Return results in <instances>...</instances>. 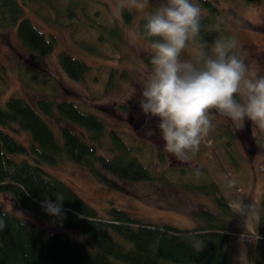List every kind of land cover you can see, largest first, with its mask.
I'll use <instances>...</instances> for the list:
<instances>
[{"label":"rangeland","instance_id":"374dc122","mask_svg":"<svg viewBox=\"0 0 264 264\" xmlns=\"http://www.w3.org/2000/svg\"><path fill=\"white\" fill-rule=\"evenodd\" d=\"M17 1L23 9V16L42 32L54 36L56 42L48 56L36 58L26 51L15 27L0 35V76L3 82L0 83V102L4 103L12 95L34 102L40 98V92L56 87L58 100L67 98L100 117L105 128L103 140L109 139V130L117 131L128 145L140 148V159L147 165V161L152 162L156 176L163 173L168 179L127 182L115 177L113 182L105 183L83 166L67 160L56 166H47V169L71 185L99 214L105 213L113 203L138 220L179 229L202 225V217L210 221L209 216L203 214L207 211L212 213V218L224 219L225 210L215 201L221 193L229 207L225 219L231 230L227 264H251L257 255L253 229L257 219L256 205L264 193V129L249 120L238 129L226 116L210 110L212 126L202 136L198 151L189 150L188 160L177 159L165 151L156 127L157 120L151 122L148 116L145 122L135 126L138 120L132 115L130 121L131 106L139 98L138 91L133 97V89L138 88L139 76L151 67L146 61L151 52L146 41L131 43L127 32L139 25L151 8H137L133 0ZM72 1L77 2L76 13L69 19L65 8ZM211 1L222 10L246 62L254 70L264 71V0L258 4L243 0ZM157 2L149 0L150 5ZM121 6L132 12L129 22L122 17ZM116 12L118 15L114 14ZM62 51L91 67L83 80H73L62 70L58 62V54ZM198 51L190 38L182 55L195 61ZM26 68L47 78L46 84L51 83L46 87L48 89L27 85L23 78L26 77ZM46 121L60 141L59 128L64 121L57 116L46 118ZM12 134L23 145L30 143V136L24 129ZM99 151L105 155V150L100 148ZM198 185L203 187L197 188ZM0 203L8 211L23 213L36 230L45 225L34 213L21 208L1 191ZM242 203L245 207L241 212L237 205ZM249 205H252L254 214H247Z\"/></svg>","mask_w":264,"mask_h":264},{"label":"trees","instance_id":"16d2710c","mask_svg":"<svg viewBox=\"0 0 264 264\" xmlns=\"http://www.w3.org/2000/svg\"><path fill=\"white\" fill-rule=\"evenodd\" d=\"M243 1L258 4L260 0ZM76 3L72 1L66 6L67 18L75 17ZM198 3L202 10L201 27L198 36L193 37L197 47L207 42L210 49L213 41L234 37L215 2L199 0ZM120 10L129 22L132 12L123 6ZM12 27L30 55L42 58L54 49V36L42 32L24 17L17 0H0V35ZM146 61L150 64V57ZM58 62L77 81L83 80L91 69L83 60L64 51L58 54ZM24 75L32 88L48 89L50 82L46 84L47 78L38 76L34 70H24ZM55 88L40 92V98L34 102L15 95L0 102V191L45 223L36 230L29 219L24 223L17 213L4 209L0 203V219L6 225L0 230V264H227L231 230L225 219L229 207L221 193L215 201L225 210L224 219L214 215L212 218V213L207 211L203 214L210 221L199 215L202 225L179 229L138 220L113 203L105 213L99 214L71 185L47 169L67 160L83 166L105 183L113 182L115 177L127 182L168 179L163 173L156 176L152 162L147 161V165L140 159V148L128 145L117 131L109 130V139L103 140L105 128L100 117L67 98L58 100ZM54 116L64 121L59 128L60 141L46 121ZM21 129L30 136L28 145L12 134ZM100 148L105 150V155L100 153ZM159 157L163 161L161 154ZM56 193L65 197L62 208L67 212L63 220L50 217L41 208L46 198L55 202ZM256 206L253 229L257 255L251 264H264V193ZM194 236L204 241L202 249L193 247Z\"/></svg>","mask_w":264,"mask_h":264},{"label":"clouds","instance_id":"9594fccd","mask_svg":"<svg viewBox=\"0 0 264 264\" xmlns=\"http://www.w3.org/2000/svg\"><path fill=\"white\" fill-rule=\"evenodd\" d=\"M137 8H151L144 22L127 32L131 43L147 42L150 69L139 76V109L145 117L157 120L165 151L180 160H188V151L199 149L201 138L211 128L210 110L226 116L236 128L249 120L264 129V71L253 69L242 55L235 37L217 39L210 46L198 44L195 61L182 53L190 38L198 36L201 7L198 0H133ZM118 15V12L114 13ZM45 199L41 208L50 217L63 220L65 197ZM244 210L243 203L237 205ZM247 214L253 213L252 205ZM24 223L29 219L17 212ZM6 227L0 219V230ZM204 241L193 237V247L202 249Z\"/></svg>","mask_w":264,"mask_h":264},{"label":"flooded vegetation","instance_id":"af4514ba","mask_svg":"<svg viewBox=\"0 0 264 264\" xmlns=\"http://www.w3.org/2000/svg\"><path fill=\"white\" fill-rule=\"evenodd\" d=\"M131 117H130V121L132 122V115H134V117H136L137 118V120H138V122H136L135 123V126H137V125H139V123H142V122H145L146 121V118L147 117H145L143 114H142V112L140 111V109H139V104H138V102L136 103V104H134V105H132L131 106ZM150 121L152 122V121H156V119L155 118H152V117H150Z\"/></svg>","mask_w":264,"mask_h":264}]
</instances>
